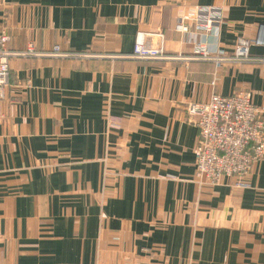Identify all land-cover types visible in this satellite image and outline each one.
<instances>
[{"label": "crops", "instance_id": "0c3cea01", "mask_svg": "<svg viewBox=\"0 0 264 264\" xmlns=\"http://www.w3.org/2000/svg\"><path fill=\"white\" fill-rule=\"evenodd\" d=\"M197 7L222 10L213 33ZM140 33L220 59L125 58ZM0 34V264H264V159L245 189L198 184L185 113L240 91L264 109V0H0ZM239 38L259 62L231 60Z\"/></svg>", "mask_w": 264, "mask_h": 264}, {"label": "built area", "instance_id": "2783aa9c", "mask_svg": "<svg viewBox=\"0 0 264 264\" xmlns=\"http://www.w3.org/2000/svg\"><path fill=\"white\" fill-rule=\"evenodd\" d=\"M195 30L211 34L222 23V10L217 7H197L194 9ZM179 33H188L181 22L175 27ZM150 36L138 34L133 51L124 56L141 61H160L179 58L181 60L219 61L202 45H197L193 56L182 58L168 55L161 47L148 41ZM9 38L0 34V103L4 100L9 86V59L14 55L7 49ZM263 44L258 40L239 38L236 41L231 60L236 62H259L250 57L251 46ZM19 55H35L30 49ZM67 57L55 49L49 56ZM264 62V59H261ZM186 120L197 130L194 148L195 180L198 184L217 186L223 178L235 180L240 189L248 187L247 179L253 166L264 159V109L252 102L251 94L240 91L223 97L213 94L206 103L185 105ZM109 129L118 128V120L106 115Z\"/></svg>", "mask_w": 264, "mask_h": 264}, {"label": "rangeland", "instance_id": "374dc122", "mask_svg": "<svg viewBox=\"0 0 264 264\" xmlns=\"http://www.w3.org/2000/svg\"><path fill=\"white\" fill-rule=\"evenodd\" d=\"M34 54L37 55L36 53H34ZM48 56H49V54H48ZM51 57H59V56L53 55V56H51Z\"/></svg>", "mask_w": 264, "mask_h": 264}]
</instances>
